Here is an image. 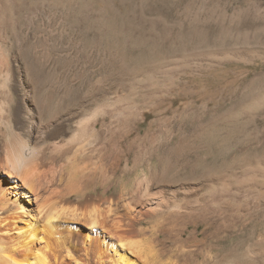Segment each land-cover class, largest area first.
Masks as SVG:
<instances>
[{"label":"rangeland","instance_id":"1","mask_svg":"<svg viewBox=\"0 0 264 264\" xmlns=\"http://www.w3.org/2000/svg\"><path fill=\"white\" fill-rule=\"evenodd\" d=\"M18 67L85 99V138L113 120L116 218L158 260L264 264V0H0Z\"/></svg>","mask_w":264,"mask_h":264},{"label":"bare ground","instance_id":"2","mask_svg":"<svg viewBox=\"0 0 264 264\" xmlns=\"http://www.w3.org/2000/svg\"><path fill=\"white\" fill-rule=\"evenodd\" d=\"M14 72L17 81L8 68L10 82H0V264H167L135 238L138 215L129 205L127 220L116 218L113 120L94 114L85 138L84 121L75 120L87 106L82 96L50 86L39 70L33 79ZM77 149L81 161L71 165ZM91 149L99 160L93 173L82 162Z\"/></svg>","mask_w":264,"mask_h":264}]
</instances>
